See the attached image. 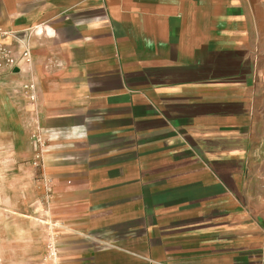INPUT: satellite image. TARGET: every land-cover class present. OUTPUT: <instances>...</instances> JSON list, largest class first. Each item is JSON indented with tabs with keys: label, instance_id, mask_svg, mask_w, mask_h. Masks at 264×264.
I'll list each match as a JSON object with an SVG mask.
<instances>
[{
	"label": "crops",
	"instance_id": "1",
	"mask_svg": "<svg viewBox=\"0 0 264 264\" xmlns=\"http://www.w3.org/2000/svg\"><path fill=\"white\" fill-rule=\"evenodd\" d=\"M0 27L32 56L0 74V264H43L47 209L53 264H264V0H0Z\"/></svg>",
	"mask_w": 264,
	"mask_h": 264
},
{
	"label": "built area",
	"instance_id": "2",
	"mask_svg": "<svg viewBox=\"0 0 264 264\" xmlns=\"http://www.w3.org/2000/svg\"><path fill=\"white\" fill-rule=\"evenodd\" d=\"M7 37L12 38L21 45L22 49L20 57L15 56L13 49L5 42V38ZM23 64L28 69L32 66L31 47L29 42L19 37L15 31L6 30L0 27V74L5 70L14 71V69L18 68L20 65L22 66ZM22 90L30 102H34L36 100V86L32 80L23 84ZM32 138L38 147V153L40 156L44 150L45 140L38 127L32 133ZM57 258V239L56 235L51 232L48 234L46 242V259L50 261L53 260V263H55Z\"/></svg>",
	"mask_w": 264,
	"mask_h": 264
},
{
	"label": "rangeland",
	"instance_id": "3",
	"mask_svg": "<svg viewBox=\"0 0 264 264\" xmlns=\"http://www.w3.org/2000/svg\"><path fill=\"white\" fill-rule=\"evenodd\" d=\"M0 136H1V131H0ZM28 141H29V145L31 146V143L33 142V138L31 137V135H30ZM4 150H6V149L3 146V140L0 138V170L5 169L4 168L5 164L1 161L2 158L6 155V151H4ZM47 210H45L43 216L41 218H39V220L37 221L39 226L42 228V232H43V245H44V251H45V252H43V256H42L43 257L42 258L43 264H46V262H51V263L53 262V260L50 261V260L46 259V242L48 239V234L53 232L57 236L58 235L57 231L60 230V227H57L55 225V223H54V225L51 226L50 218L48 216L49 211H47Z\"/></svg>",
	"mask_w": 264,
	"mask_h": 264
}]
</instances>
